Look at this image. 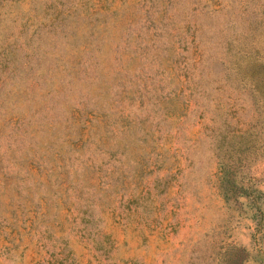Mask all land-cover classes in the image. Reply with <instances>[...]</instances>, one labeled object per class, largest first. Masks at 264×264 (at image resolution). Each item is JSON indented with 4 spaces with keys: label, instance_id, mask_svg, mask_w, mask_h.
<instances>
[{
    "label": "rangeland",
    "instance_id": "1",
    "mask_svg": "<svg viewBox=\"0 0 264 264\" xmlns=\"http://www.w3.org/2000/svg\"><path fill=\"white\" fill-rule=\"evenodd\" d=\"M146 1L0 0V264H264V114L222 43L264 27V0L155 13L203 24L187 78ZM220 140L247 193L229 200Z\"/></svg>",
    "mask_w": 264,
    "mask_h": 264
},
{
    "label": "trees",
    "instance_id": "2",
    "mask_svg": "<svg viewBox=\"0 0 264 264\" xmlns=\"http://www.w3.org/2000/svg\"><path fill=\"white\" fill-rule=\"evenodd\" d=\"M180 2V0H147L145 6L148 7L146 9V21L152 30L157 28H164L166 35H172V30H174V36L176 39H173L172 42L174 48H179L181 52L185 51L183 54V61L179 62L181 64L180 71L181 76L187 78L189 76V72L193 69L194 63L199 61V57L202 55L201 48L198 45H201L200 42L203 38L200 34H197V30L200 28L201 23L196 19H188L184 22L183 26H175L169 27L162 24L161 27H158L156 23L161 22L160 19H155V13L158 11L161 15L163 12L171 10L173 7H176ZM202 4L204 7H209L210 12L216 11V9L221 7L220 2L203 1ZM250 0L245 1V5L249 7ZM201 2L199 0H194L191 3V6H197ZM201 5V7H202ZM191 7V12H196L198 7ZM163 11V12H162ZM173 13L171 11L166 15L167 19H170ZM247 14V12H246ZM260 13L255 14L254 18H258L257 16ZM192 15V14H191ZM259 21H257V25L263 24V18L259 17ZM238 23L229 18L224 22V29L234 32ZM190 30V31H189ZM232 33L228 34L227 41L222 40V43H225V49L229 52L226 60V69L227 73L233 75L237 79H239L240 85L243 88H250L253 90L256 98V102L260 110L264 114V27L258 29L255 27L254 29H249L247 25L246 31L241 34V37L237 40L235 38V33L233 36H230ZM178 44V45H177ZM195 46L193 50V55H191L190 65L189 61H187L189 54L187 51V46ZM234 48V49H232ZM232 49V52H231ZM201 54V55H200ZM193 59V61H192ZM192 63V64H191ZM227 75V74H226ZM183 90V88H182ZM226 141V142H224ZM246 148V147H245ZM233 150L234 146L231 141L228 140H220L215 146V153L218 158V164L222 173V192L223 196L226 200L230 198H235L237 195L247 194L246 189L242 186L236 185L235 178V164L233 160ZM50 176L48 175L45 179L47 181L50 180ZM57 178V177H56ZM86 220H84L85 222Z\"/></svg>",
    "mask_w": 264,
    "mask_h": 264
}]
</instances>
